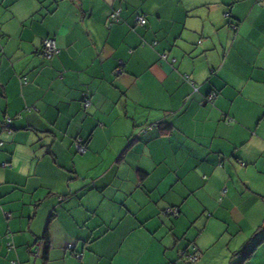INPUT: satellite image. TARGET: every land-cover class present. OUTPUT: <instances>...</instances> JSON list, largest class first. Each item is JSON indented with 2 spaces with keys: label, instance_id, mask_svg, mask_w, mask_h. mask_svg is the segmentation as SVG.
<instances>
[{
  "label": "crops",
  "instance_id": "obj_1",
  "mask_svg": "<svg viewBox=\"0 0 264 264\" xmlns=\"http://www.w3.org/2000/svg\"><path fill=\"white\" fill-rule=\"evenodd\" d=\"M188 2L194 5L189 10L191 15L185 14L182 4L172 10L175 26L172 34L162 40L161 52L171 47L170 54H175L177 63L163 65L169 77L165 81L167 87L159 86L157 98L149 106L117 79V61L124 63L117 56L103 65L90 62L87 71L73 67L60 80L56 71L68 63L62 59L63 54L55 58V68H50L40 50L32 48L30 41L25 42L29 37L36 40L38 35H49L44 28L52 22L60 23L62 16L67 15L59 6L60 0H34L27 5L17 0H0V32L7 28L12 36L6 45L0 42V47H6L12 55H16L21 44L24 50V58L15 67L9 56H0V264H88L75 254L93 241L102 245L104 241L97 233L111 234L121 213L127 222L151 237L157 252L154 258L163 264H264V239L254 245L264 233V178L252 171L253 167L264 165V160L242 170L240 153L230 150L232 143L209 134L225 131L232 141L251 134L242 129L230 130L219 123L222 113L218 108L209 111L211 105L206 107L200 102L212 92L235 91L249 71L254 84L264 78L258 66L250 70L244 59L252 49L264 45V10L257 8L254 23H249V5L255 0H243L232 5L229 19L221 12L202 21L203 7L196 0ZM231 3L232 0H225L224 7ZM36 4L39 7L35 14L21 26L19 17ZM134 15H129L130 21L134 22ZM222 20L217 35L213 29ZM190 25L196 29L187 31ZM176 28L183 31L175 32ZM233 32L235 39L230 40ZM210 33L211 38H206ZM193 36L199 45L194 49L198 59L181 56L191 47L185 39ZM228 48L231 51L225 56ZM125 50L121 47L118 54ZM221 61L225 68L208 73L209 67H218ZM128 63L139 71L134 61ZM177 68L202 85L198 96L193 97L195 85L178 74ZM141 78L147 79L143 73ZM86 97L94 106L102 99L109 103L104 105L105 110L94 107L86 112ZM186 105L191 107L186 109ZM168 113L173 115L165 120ZM104 121L108 123L104 137L93 141L90 138L97 136L95 130ZM161 122L166 131L156 124ZM147 126L150 129L143 131ZM262 131L256 129L251 155L264 148ZM76 138L88 141L92 151L81 157L75 149ZM125 149L136 152L135 158L140 161L134 170H128L122 162ZM149 149L151 159L146 155ZM72 163H77V167L73 168ZM61 169L65 175H76L66 181L59 175ZM128 171L133 176L141 174L146 182L144 188L157 184L164 187L172 181L181 192L195 195L178 205L173 200L178 216L160 221L158 214L152 215L154 206L143 203L141 189L129 192ZM225 183L229 191L221 199L217 193L224 191ZM101 202L103 208L99 207ZM45 229L50 246L43 257ZM68 230L76 234L72 241L63 240ZM86 232L91 235H84ZM69 242H74L73 250L67 249ZM192 243L199 258L188 261L182 258V252L191 249ZM160 248L164 249L163 254ZM84 256H88L87 251Z\"/></svg>",
  "mask_w": 264,
  "mask_h": 264
},
{
  "label": "snow or ice",
  "instance_id": "obj_2",
  "mask_svg": "<svg viewBox=\"0 0 264 264\" xmlns=\"http://www.w3.org/2000/svg\"><path fill=\"white\" fill-rule=\"evenodd\" d=\"M32 2L34 0H17V3H23L24 5ZM242 2L243 0H232L228 8H225V0H196V4L202 6L205 10L200 16L202 21L211 19L210 14L212 13L220 14L221 12L225 14L226 19H229L228 14L232 9V5ZM181 4L185 14L191 15L189 10L193 9L194 5L189 3L188 0H60L59 6L66 10L67 15L62 16L60 23L52 22L44 28V32L49 33V35H38L36 40H31L29 37L25 42L30 41L31 47L37 50L43 49L47 55L50 68H55V58L61 57L63 54L62 59L68 61V63L65 64L64 68L56 71V75L60 80H64L66 72L71 71L73 67H79L81 70L87 71L90 62L98 61L103 65L113 56H117L118 59L124 61L121 68L116 71L117 79L127 91L135 92L142 103L146 102L149 106H152V101L157 98L159 86L167 87L165 81L169 77L168 72L163 70V65L166 62L172 65L177 63L175 54H170L171 47H168L165 52H161V48L162 40L172 34L175 26L172 10ZM38 7L39 4H36L34 8L29 9L27 14L19 17L21 26L23 22H26L35 14ZM249 8L251 12L246 19L249 23H254V13L257 8L264 10V0H255L253 4L249 5ZM89 10H91V14ZM132 13L135 14L134 22L129 20V15ZM223 23L222 20L221 25L214 26L213 31H215V34H219L218 30ZM195 29V25H190L186 30L191 32ZM10 31L6 28L0 32V42L6 45L12 40ZM181 31L183 30L175 29V32ZM202 31L201 29L196 35H201ZM261 31L264 32V28ZM85 37L87 38L86 42ZM129 37L133 39L129 40ZM206 38L210 39L211 33ZM234 39L235 33L233 32L230 40ZM17 42L20 43V41ZM200 43H203V41H200ZM185 44L191 45V47L186 53L182 51L181 56L187 54L193 56L194 59H198L194 51L199 46L196 36L190 39L186 38ZM121 47L126 50L118 54V49ZM229 51H231L230 48L225 50V56ZM86 52L87 56L85 57ZM262 52H264V45L252 49L248 56L244 58L250 70L258 66L260 72L264 73V56H262ZM3 55L9 56L12 66L15 67V64L24 58L22 44L16 55L8 53L6 47H0V56ZM258 57L260 58L258 59ZM128 61H134L139 66V71L135 67H130ZM40 63L43 64L44 61L42 60ZM2 68L3 65H0V70ZM223 68H225V64L221 61L218 67H209L208 73L215 74ZM176 71L178 74L184 75L185 79H189L185 71L180 68H177ZM142 73L147 79L141 78ZM190 82L195 85L193 97H196L202 85L196 84L195 80ZM2 84L3 81H0V92H2ZM255 84H259L260 87L256 88ZM255 84L252 81L251 71H249V74L244 76L241 82L236 85L235 91L227 94L221 90L209 99L200 101L206 107L211 105L209 111L219 109L222 113V115H219V123L226 124L230 130L242 129L251 134L250 136H241L236 141H232L225 131H216L209 134L214 138L228 139L232 143L233 147L230 150L240 153V167L242 170L248 169L250 165H256L257 160H264V148H261L257 155H251L253 141L257 139L256 129L264 130V78L258 79ZM4 99H7V97L5 96ZM85 99L86 107L84 110L86 112L94 107L105 110L104 105L109 103L108 100L102 99L94 106L90 98L86 97ZM225 100H227V104L224 103ZM189 107L191 105H186V109ZM171 115L173 113H168L164 119L167 120ZM107 127V121L100 123L98 129L95 130L97 136L90 139L96 141L104 137V130ZM160 127L162 131H166L163 124ZM212 127L215 128L216 126L213 125ZM144 134L146 132L142 133V135ZM156 135H159V133ZM261 136L264 137V131H262ZM139 138L138 136L137 139ZM135 143L136 141L132 142V144ZM262 143H264V140H262ZM78 144L81 157L92 151L88 141H78ZM131 147L130 144L129 148ZM97 155H99V151H97ZM146 155L151 159V149L147 151ZM135 157L136 152L129 153L128 149H125V152L122 153V162L128 170H134L140 163L139 159ZM53 158L59 159L55 154ZM60 163L62 164L63 161H60ZM72 167L76 168L77 163H72ZM252 171L259 177L264 178V165L253 167ZM59 175L67 181L76 173L69 172L65 175L63 169H61ZM126 175L128 176L129 192H135L138 188L141 189V195L145 197L143 203L154 206L152 215L158 214L160 221L163 222L169 221L173 216H178L176 208L172 206L173 200L178 205L182 200L188 199L190 195H195L190 191L181 192L180 188L172 184V181L168 182L171 187L168 185L160 187L157 184L144 188L146 182L142 179L140 173L133 176L132 172L128 171ZM222 187L224 191L217 193L221 199L227 196L229 191L226 183ZM154 192L155 194H153ZM99 207L103 208V202ZM132 215H136L134 210ZM140 219L143 220L144 217ZM79 227L82 228L83 226ZM83 234L90 236L91 232ZM75 235L73 231H65L63 240L72 241L75 239ZM152 235L155 236L156 234L153 233ZM161 236H163V233H161ZM97 237L104 241L102 245L97 246L96 242L93 241L78 253L82 259L88 261V264H163V261L154 258L157 256V252L151 237L144 235L143 229L138 228L136 224L127 222L123 213L117 217L116 227L111 230V234L97 233ZM105 237L107 238L105 239ZM163 243L168 242L164 241ZM70 246L74 247L75 245L71 244ZM85 251L88 252L87 257L84 256ZM159 252L163 254L164 249L160 248Z\"/></svg>",
  "mask_w": 264,
  "mask_h": 264
},
{
  "label": "built area",
  "instance_id": "obj_3",
  "mask_svg": "<svg viewBox=\"0 0 264 264\" xmlns=\"http://www.w3.org/2000/svg\"><path fill=\"white\" fill-rule=\"evenodd\" d=\"M44 54L46 55L45 52H44ZM120 68H121V65H117V67L115 69V72L117 71V69H120ZM184 78H185V76H184ZM185 80L191 81L190 79H185ZM215 94H216L215 92L210 93L209 95H207V99H209L210 97H212ZM83 106L86 107V99L83 100ZM9 122H10V118H7L6 119V123L8 124ZM150 127L151 126H147L145 129H143V131L146 130V129H150ZM78 141H82V139L81 138H76L75 139V149L79 153V144H78ZM1 144H2V142L0 141V145ZM173 207L176 208V210H177V212L179 214L178 207H176V206H173ZM175 217H177V216H175ZM71 244H73V242L67 243V247H69V248L72 247V246H70ZM190 248L191 249L189 251L188 250H184L182 252V256L185 257V258H187V259H189V260H191V261H195V260H197V256H198L197 249H196L195 245H192V244L190 245ZM76 256L79 257L78 253H76Z\"/></svg>",
  "mask_w": 264,
  "mask_h": 264
},
{
  "label": "trees",
  "instance_id": "obj_4",
  "mask_svg": "<svg viewBox=\"0 0 264 264\" xmlns=\"http://www.w3.org/2000/svg\"><path fill=\"white\" fill-rule=\"evenodd\" d=\"M47 36V35H46ZM40 54L44 57V58H46L47 59V56L44 54V51H43V49H41L40 50ZM117 65H122V61L121 60H119V61H117ZM157 125H161L162 124V122L161 123H156ZM82 141H84V140H82ZM264 229V228H263ZM261 239H264V233H263V235H261L260 236V238L257 240V241H255L254 242V245L255 244H257ZM43 247H42V255H43V257H46V254H47V250H48V248H49V246H50V241H49V235H48V231H47V229H45V232H44V235H43ZM73 244H74V242H73ZM192 245H194L193 243H192ZM67 249H70V250H73L74 249V247H67ZM186 250H190V249H186ZM37 253V252H36ZM76 255V254H75ZM199 257V256H198ZM182 258L183 259H186V260H188V261H191V260H189V259H187V258H185V257H183L182 256Z\"/></svg>",
  "mask_w": 264,
  "mask_h": 264
}]
</instances>
